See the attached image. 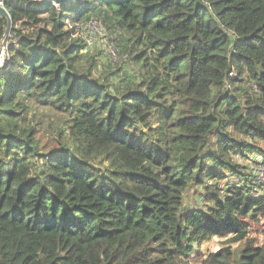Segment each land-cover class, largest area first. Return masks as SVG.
I'll return each instance as SVG.
<instances>
[{"label":"trees","instance_id":"1","mask_svg":"<svg viewBox=\"0 0 264 264\" xmlns=\"http://www.w3.org/2000/svg\"><path fill=\"white\" fill-rule=\"evenodd\" d=\"M5 7L0 264H264V0ZM90 18L122 78L88 61L71 25Z\"/></svg>","mask_w":264,"mask_h":264},{"label":"rangeland","instance_id":"2","mask_svg":"<svg viewBox=\"0 0 264 264\" xmlns=\"http://www.w3.org/2000/svg\"><path fill=\"white\" fill-rule=\"evenodd\" d=\"M115 37V35L111 34L109 31L106 33V35L98 34L96 37V42L91 46H88V61L93 57L98 62V69L96 72L97 76H100L101 72H110V71H117L118 72V78L123 77V72L125 70H132L134 66L130 64L129 59L123 58L122 56L113 58L111 51V46L108 44L110 41H113L112 39ZM110 54H108V51ZM120 55V54H119ZM122 57V58H121ZM263 145V144H262ZM263 156L257 157V160H262ZM239 163L241 164H249L244 162L243 160L239 159ZM257 166V165H256ZM254 166V168H256ZM252 178H254V175H252ZM264 188H261L258 186V194L262 193L260 190H263ZM191 199V197H189ZM246 220L250 223V236H254L257 238V242L262 244L264 243V220L261 219V222L256 221H250L249 218H246ZM223 239L220 238H214L212 241L206 243L204 245V253L206 254L208 251H216L219 246L222 245ZM239 244H234L233 246L236 247ZM193 264H204L202 262L201 258L194 259Z\"/></svg>","mask_w":264,"mask_h":264},{"label":"built area","instance_id":"3","mask_svg":"<svg viewBox=\"0 0 264 264\" xmlns=\"http://www.w3.org/2000/svg\"><path fill=\"white\" fill-rule=\"evenodd\" d=\"M7 0H0L1 5H5ZM75 29V36L84 38L87 44L91 46L96 42V37L98 34L106 35V29L102 22L96 18H90L82 21H75L71 25ZM10 41L11 33L6 42L0 47V88H1V76L5 68L11 63L10 57ZM110 45V44H109ZM113 58H117L115 49L111 46V51ZM254 180L259 183L264 182V162L259 163L254 169ZM258 193V189L255 188Z\"/></svg>","mask_w":264,"mask_h":264},{"label":"water","instance_id":"4","mask_svg":"<svg viewBox=\"0 0 264 264\" xmlns=\"http://www.w3.org/2000/svg\"><path fill=\"white\" fill-rule=\"evenodd\" d=\"M53 1H56V2H65L67 0H53ZM0 13L7 18L8 20V26H7V29H6V32H5V35L2 39V45L6 42V40L9 38V35L11 33V29H12V18H11V15L9 13V11L7 10V8L5 7V5H1L0 4Z\"/></svg>","mask_w":264,"mask_h":264},{"label":"crops","instance_id":"5","mask_svg":"<svg viewBox=\"0 0 264 264\" xmlns=\"http://www.w3.org/2000/svg\"><path fill=\"white\" fill-rule=\"evenodd\" d=\"M194 262V261H193Z\"/></svg>","mask_w":264,"mask_h":264}]
</instances>
